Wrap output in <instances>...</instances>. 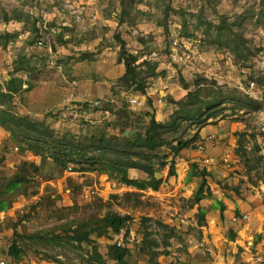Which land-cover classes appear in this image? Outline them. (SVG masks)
Segmentation results:
<instances>
[{"label":"rangeland","instance_id":"1","mask_svg":"<svg viewBox=\"0 0 264 264\" xmlns=\"http://www.w3.org/2000/svg\"><path fill=\"white\" fill-rule=\"evenodd\" d=\"M222 17L244 35L246 67L216 34ZM121 42L138 59L145 95L118 81L125 72ZM147 61L158 65L154 76ZM11 78L21 79L22 86L0 110L44 123L57 135L82 136L118 122L125 106L126 115L149 111L166 122L199 78L207 79V87L215 82L251 97L256 109L234 110L226 103L225 118L190 129L174 175H168V165L153 162L155 176L163 180L157 190L72 163L59 168L0 125V190L16 175L29 179L2 195L7 206L0 211V263L84 264L96 246L106 264H116L108 252L119 243L130 250L129 263L146 264L149 257L139 250L142 231L146 226L151 237L161 239L168 233L161 222L175 236L158 264H264V182L256 164L258 156L264 163V0H0L3 90ZM132 94L138 96L134 105ZM71 95L82 115L78 120L64 116ZM29 164L39 167L38 174ZM203 170L212 196L193 204ZM128 176L147 179L136 169ZM199 208L205 210L201 226ZM107 212L131 217L127 239L109 230L92 235L90 244L70 241L79 223ZM13 242L24 250L19 258L9 255Z\"/></svg>","mask_w":264,"mask_h":264},{"label":"trees","instance_id":"2","mask_svg":"<svg viewBox=\"0 0 264 264\" xmlns=\"http://www.w3.org/2000/svg\"><path fill=\"white\" fill-rule=\"evenodd\" d=\"M4 16L7 17V14ZM33 26L36 30L35 25ZM216 34L218 38L225 39L226 46L235 56L234 59L239 60L242 66L246 67L247 56L250 52L249 48L244 45L243 33L235 30L232 25L229 26L225 17H222L216 28ZM244 50H248L246 55ZM119 60L124 63L125 68L124 74L118 80L119 83L128 88L133 85L132 89L135 92L145 95V87L138 80L140 74L139 65H136L138 59L126 50L125 44L122 42ZM144 64L151 68V76H154L158 65L148 61ZM206 83L208 81L205 78L196 80L195 88L188 90L184 98L176 101L177 107L166 122H158L154 114L149 111H138L132 115H126L125 109L127 107L125 106L122 107L123 111L120 110L123 113L118 122H106L102 127L95 128L94 131L82 134V136L74 134V137L69 131L57 135L53 129L46 127L44 123L30 117L18 116L7 109L0 110V125L5 127L15 140L22 141V143L27 142L28 148L35 150L37 155L46 153L59 168H64L67 164L72 163L80 165L79 168L82 171H101L138 189L151 188L157 190L163 180L155 176L153 162L159 161L163 167L168 165V175H174L177 157L181 150L190 144V139L187 138L190 129L201 128L211 119L225 118L224 104L226 103H232L234 110L256 109L253 106L256 102L251 97L235 91H226L215 82H211L215 87H207ZM21 86L22 80L17 78H11L7 81L4 90L0 84V107L10 102L12 95L17 93ZM116 129H120L118 133L111 131ZM130 131L133 133L131 134ZM169 155L171 159L166 161ZM256 160V164H259L257 170L261 168L260 176L264 182L263 158L258 156ZM25 164L28 165V163ZM29 165L33 167L35 174H38L39 167L33 164ZM130 169L146 173L147 179H131L128 176ZM247 169L252 171V167L248 164ZM202 174V180L192 195L193 204H199L205 195L212 196L206 185V171L203 170ZM28 182V176L24 174L16 175L2 185L0 211H3L7 206L2 197L3 193L14 192L17 187ZM214 202L216 206L221 209L224 208L221 201L214 199ZM204 215L205 210L199 208L197 218L200 226L205 222ZM148 220V218H144L143 222ZM130 221L129 215L107 212L101 218L88 219L79 223L72 229V234L68 235V238L77 246L82 243L90 244L92 235L101 237L111 230L114 234L123 232L124 238L127 239ZM157 225L168 232L162 235L161 239L151 237V231H148L146 226L142 231L139 250L149 257L146 264H158V256L168 254L170 240L175 236V230L172 227L161 222H157ZM235 235V233H231V240L235 238ZM92 249L93 251L86 259V264H92L94 261L106 264L98 248L93 246ZM23 253L24 250L16 242H13L9 249V255L19 258ZM108 254L116 264H131L126 260V257L130 255V250L126 246L115 243L109 247Z\"/></svg>","mask_w":264,"mask_h":264},{"label":"built area","instance_id":"3","mask_svg":"<svg viewBox=\"0 0 264 264\" xmlns=\"http://www.w3.org/2000/svg\"><path fill=\"white\" fill-rule=\"evenodd\" d=\"M146 58V57H145ZM137 95H133L132 94V97L129 99V103L134 105L135 103H137ZM76 100L74 99V95H71L69 96V98L66 100V103L64 102V105H63V112H66V115L64 116H67L66 118L69 117V119L71 120H78L77 118H82V115L79 113L80 111L78 109H76V105L73 106L72 103L74 104ZM118 245H120L118 243ZM261 260V257L258 256V261L260 262ZM0 264H5V263H0ZM86 264V263H84Z\"/></svg>","mask_w":264,"mask_h":264},{"label":"water","instance_id":"4","mask_svg":"<svg viewBox=\"0 0 264 264\" xmlns=\"http://www.w3.org/2000/svg\"><path fill=\"white\" fill-rule=\"evenodd\" d=\"M130 133L132 134V133H133V131H130Z\"/></svg>","mask_w":264,"mask_h":264}]
</instances>
